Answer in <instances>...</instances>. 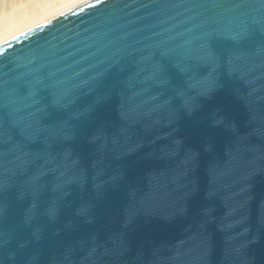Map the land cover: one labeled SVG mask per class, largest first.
Masks as SVG:
<instances>
[{
  "label": "water",
  "instance_id": "95a60500",
  "mask_svg": "<svg viewBox=\"0 0 264 264\" xmlns=\"http://www.w3.org/2000/svg\"><path fill=\"white\" fill-rule=\"evenodd\" d=\"M0 264H264V0H86L0 43Z\"/></svg>",
  "mask_w": 264,
  "mask_h": 264
},
{
  "label": "bare ground",
  "instance_id": "6f19581e",
  "mask_svg": "<svg viewBox=\"0 0 264 264\" xmlns=\"http://www.w3.org/2000/svg\"><path fill=\"white\" fill-rule=\"evenodd\" d=\"M86 0L0 1V43Z\"/></svg>",
  "mask_w": 264,
  "mask_h": 264
},
{
  "label": "rangeland",
  "instance_id": "374dc122",
  "mask_svg": "<svg viewBox=\"0 0 264 264\" xmlns=\"http://www.w3.org/2000/svg\"><path fill=\"white\" fill-rule=\"evenodd\" d=\"M1 2H3L4 0H0ZM8 1V0H7Z\"/></svg>",
  "mask_w": 264,
  "mask_h": 264
}]
</instances>
